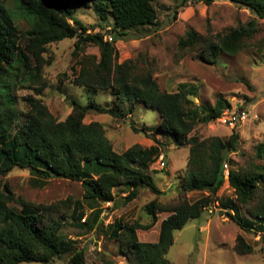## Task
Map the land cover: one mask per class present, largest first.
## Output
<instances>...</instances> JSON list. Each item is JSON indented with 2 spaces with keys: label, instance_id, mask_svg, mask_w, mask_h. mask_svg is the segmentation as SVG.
<instances>
[{
  "label": "trees",
  "instance_id": "1",
  "mask_svg": "<svg viewBox=\"0 0 264 264\" xmlns=\"http://www.w3.org/2000/svg\"><path fill=\"white\" fill-rule=\"evenodd\" d=\"M73 1L13 0L12 9L0 5V176L18 168L29 169L32 175L44 179L80 182L91 213L84 219L82 203L76 202L70 217L75 228L94 231L103 213L100 205L115 207L119 202L127 205L144 187L158 194L149 183L148 172L161 143L154 140L156 145L148 149L134 145L118 153L103 126L98 122L86 124L84 119L88 113H95L124 120L142 104L159 115V123L153 131L189 149L177 199L167 204L156 200L146 204L144 213L151 219L148 225L138 222L127 225L120 221L107 225L110 239L117 243L127 264H171L166 255L174 243V232L188 221L199 219L204 212L213 215L217 210L243 231L254 232L251 220L240 217V209L255 222H264V142L254 147L255 158L260 161L258 165L249 163L247 167L235 169L229 157L238 148L239 135L235 129L226 143L218 138L200 140L190 136L196 124L217 121L224 111H231L230 103L218 98L212 107L195 104L190 97L195 93L187 87L174 93L161 91L148 69L132 60L119 62L111 40L104 39L101 33L86 34L87 29L75 16ZM90 1L101 22H107L109 15L113 29L121 36L134 29L153 27L157 22L153 0ZM219 1L248 10L255 19H264V0H181L178 6L182 8L188 3L210 6ZM20 9L32 23L27 31L18 34L11 15ZM255 19L245 27L229 29L213 37L187 31L178 40L177 48L182 52H195L199 59L210 64L217 62L221 54L235 56L245 48V42L258 33ZM73 38L74 53L89 45L98 49L99 58L95 55L80 57L78 69H72L75 75L71 83L91 93L109 91L113 102L110 107L102 108L94 100L86 105L72 101L69 115L58 122L41 99L47 88L43 69L50 64L46 58L47 47ZM18 89L32 92L22 98L23 108L18 107L15 96ZM133 131L136 132L134 128ZM224 163L229 166L228 184L234 194L231 205L219 203L221 198L217 197L224 183ZM116 187L126 190V195L117 201L112 192ZM5 189L7 195L0 191V264H49L62 256L63 249L72 243L61 233L66 217L58 215V204L36 206L14 197L7 186ZM190 193L204 195L190 202L184 197ZM12 201L23 207L21 213L7 207ZM65 210H68L67 205ZM161 213L168 215L159 224L157 241L140 242L137 231L150 229ZM233 249L240 256L253 252L240 235ZM69 262L85 264L84 252L72 251Z\"/></svg>",
  "mask_w": 264,
  "mask_h": 264
},
{
  "label": "rangeland",
  "instance_id": "2",
  "mask_svg": "<svg viewBox=\"0 0 264 264\" xmlns=\"http://www.w3.org/2000/svg\"><path fill=\"white\" fill-rule=\"evenodd\" d=\"M84 1L71 2L75 8V16L87 29L86 34L101 33L104 39H111L120 63L132 60L141 68L148 69L161 91L174 93L179 88L187 87L195 93L190 96L195 104L212 107L218 98H222L230 103L231 114L245 111L246 119L234 128L239 135L237 151L229 157L234 162L235 169L247 167L249 163H260L255 158L254 147L264 142V19H255L248 10L228 2L219 1L210 6L188 3L179 8L181 0H153L157 13L155 26L134 29L121 36L119 31L113 29L109 15L107 22H101L93 9L92 1L87 0V5H84ZM0 5L12 9L14 2L0 0ZM253 19L257 22L258 33L246 41L245 48L235 56L221 54L217 62L210 64L199 59L195 52H182L177 48L178 40L187 31L192 30L201 37H213L229 29L245 27ZM11 20L18 34L27 31L32 23L30 17L21 9L11 15ZM74 44L73 38L47 47L46 58L50 64L43 69L47 88L41 99L58 122L69 115L72 101L86 105L94 100L102 108L110 107L113 102L109 91L91 93L73 86L71 79L75 75L74 71L78 69L77 60L83 55H95L99 58L96 47L87 45L82 51L74 53ZM31 93L27 89L16 90L19 108H23L22 98ZM159 120L157 112L143 107L142 104H138L134 114L124 120L95 113H88L85 117L84 123L98 122L103 126L106 137L116 152L122 153L134 145L148 149L156 145V140L161 143L158 154L162 152L166 159L164 170L156 168L154 163L149 166V183L158 194L144 187L139 189L137 198L127 205H121V202L115 207L109 204L100 205L103 213L92 232L75 228L70 217L73 203L76 202L82 203L84 219H88L91 213L89 203L83 198L84 191L80 182L58 178L44 179L36 174L32 175L29 169L18 168L4 177L0 176V191L5 195L7 186L14 197L27 203L36 206L58 204V215L66 217L61 233L71 241L72 246L63 249L62 256L49 264H70L69 258L75 250L84 252L85 264H127V260L118 251L117 243L110 239L107 225L114 221L127 225L134 222L142 226L148 225L151 219L144 213L146 204L152 200L167 204L177 199L189 147H179L171 137L161 136L153 131ZM231 132L232 129L214 121L196 124L190 136H196L200 140L218 138L226 143ZM203 195L204 193H190L184 197L194 202ZM115 197L117 201L122 196L117 194ZM217 197L221 198L219 203H233V190L226 181L218 190ZM66 205L68 210H65ZM7 207L17 213L23 211V207L14 201L8 203ZM215 212L220 213L217 210ZM217 213L207 215L204 212L199 219L188 221L181 230L174 232V243L166 255L167 260L171 264H264V222L252 220L254 232H245L229 217L222 213L216 215ZM167 215L159 214L157 223L147 231L138 230L139 241H156L155 233L159 231L157 227ZM240 215L242 219L248 220L244 209H240ZM205 224L207 227L201 230L200 227ZM238 235L252 247L251 254L240 256L234 252L233 246Z\"/></svg>",
  "mask_w": 264,
  "mask_h": 264
},
{
  "label": "built area",
  "instance_id": "3",
  "mask_svg": "<svg viewBox=\"0 0 264 264\" xmlns=\"http://www.w3.org/2000/svg\"><path fill=\"white\" fill-rule=\"evenodd\" d=\"M235 114H237V116ZM245 119H246L245 111L231 114V111L226 110L222 113L221 117L217 121L224 124L227 128L233 129L235 128V126L243 122ZM154 165H156V168L160 170H164L166 168V159L163 153H160L158 155ZM223 176L225 179H227L229 176V168L227 163H224L223 165Z\"/></svg>",
  "mask_w": 264,
  "mask_h": 264
},
{
  "label": "crops",
  "instance_id": "4",
  "mask_svg": "<svg viewBox=\"0 0 264 264\" xmlns=\"http://www.w3.org/2000/svg\"><path fill=\"white\" fill-rule=\"evenodd\" d=\"M112 192H113V194L114 195H120V196H122V197H124L125 195L124 194H126V190L123 188V187H116V188H114L113 190H112ZM121 192V194H119ZM247 217L246 218H248V220H251L252 218H250V217H248V215H246ZM245 219V218H244ZM160 224V223H159ZM207 227V225L205 224L204 226H201L200 227V229L201 230H204V229H202V228H204V227ZM157 228H159V225H158V227ZM158 230L156 231V233H155V235H156V241H157V239H158ZM156 241H153V243H155ZM144 243H149L148 241H145Z\"/></svg>",
  "mask_w": 264,
  "mask_h": 264
},
{
  "label": "clouds",
  "instance_id": "5",
  "mask_svg": "<svg viewBox=\"0 0 264 264\" xmlns=\"http://www.w3.org/2000/svg\"><path fill=\"white\" fill-rule=\"evenodd\" d=\"M106 39H107V38H106ZM109 40H111V39L109 38ZM237 126H238V125H237ZM233 129H234V128H233ZM233 129H232V130H233ZM161 153H162V152H161ZM159 154H160V153H159ZM159 154H158V155H159ZM157 157H158V156H157ZM155 161H156V159H155ZM155 161H154L153 163H155ZM228 177H229V176H228ZM224 181H226V183H227V185H228V187H229V184H228V178H227V179L224 178ZM252 220H253V219H251V221H252Z\"/></svg>",
  "mask_w": 264,
  "mask_h": 264
}]
</instances>
